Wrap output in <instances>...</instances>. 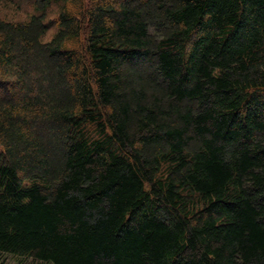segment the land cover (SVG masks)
Masks as SVG:
<instances>
[{"label": "trees", "instance_id": "obj_1", "mask_svg": "<svg viewBox=\"0 0 264 264\" xmlns=\"http://www.w3.org/2000/svg\"><path fill=\"white\" fill-rule=\"evenodd\" d=\"M25 2L0 264H264V0Z\"/></svg>", "mask_w": 264, "mask_h": 264}, {"label": "rangeland", "instance_id": "obj_2", "mask_svg": "<svg viewBox=\"0 0 264 264\" xmlns=\"http://www.w3.org/2000/svg\"><path fill=\"white\" fill-rule=\"evenodd\" d=\"M9 2H12V4H16L15 7H17L19 5L20 9L19 12H17L21 17L25 16L27 13H29V6H27L28 4L25 2L26 0H8ZM0 15H9V16H14V11L11 10H5L2 5H0ZM53 31V29H52ZM51 31V32H52ZM8 262L7 264H17V261H14L11 258H7ZM24 264H33V263H29V262H24Z\"/></svg>", "mask_w": 264, "mask_h": 264}]
</instances>
